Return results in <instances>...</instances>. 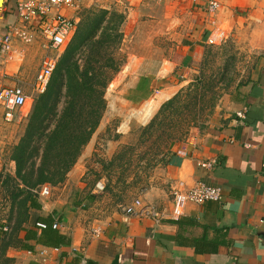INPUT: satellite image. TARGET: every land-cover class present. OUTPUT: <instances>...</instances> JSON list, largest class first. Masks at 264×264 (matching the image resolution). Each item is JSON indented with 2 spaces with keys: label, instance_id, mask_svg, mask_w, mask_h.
<instances>
[{
  "label": "crops",
  "instance_id": "0c3cea01",
  "mask_svg": "<svg viewBox=\"0 0 264 264\" xmlns=\"http://www.w3.org/2000/svg\"><path fill=\"white\" fill-rule=\"evenodd\" d=\"M112 1L80 0L78 8L91 4L108 7ZM120 1L129 4L125 22L143 18L149 8L169 21L191 18L194 40L185 45L186 57L208 41L215 26L264 16V0H218L221 6L214 13L207 9L209 0ZM5 4L10 12L6 30L15 23V2ZM123 31L125 42L132 34L126 33L125 26ZM174 51L172 46L129 47L126 64L106 92L107 109L98 131L112 119H120L124 127L138 108L161 92L170 96L182 84L175 81L176 68L187 67L179 65ZM235 100L231 114L190 140L183 149L186 155L171 158L165 177L167 191L159 189L149 199L163 213L159 223L151 217L106 214L95 203L97 195L91 194L88 184L91 159L97 152L94 133L66 179L56 187L49 184L51 196L34 194L31 198L35 217L18 232L28 264H264V56ZM201 161L214 162V167H203ZM9 165L16 178V162L10 159ZM178 180L221 186L224 199L190 203L183 216L174 218L170 184L174 186ZM38 216H53L60 232L70 237V244L53 248L26 239ZM97 227L101 228L98 236L93 233Z\"/></svg>",
  "mask_w": 264,
  "mask_h": 264
},
{
  "label": "rangeland",
  "instance_id": "374dc122",
  "mask_svg": "<svg viewBox=\"0 0 264 264\" xmlns=\"http://www.w3.org/2000/svg\"><path fill=\"white\" fill-rule=\"evenodd\" d=\"M128 5L120 0H113L108 7L104 4L80 5L74 14L77 21L76 32L62 47L58 56L59 63L73 42L75 45L79 44L76 38L86 33L96 20L104 18L102 25H108L111 21L110 26H121L123 29L125 26L126 33L134 35L133 40L131 35L123 41L121 57L128 55L129 47L133 44L139 48L172 46L175 60L179 59V65L187 67L176 68L178 74L175 81L182 84L174 88L172 94H168L150 116L143 117L146 103L138 108L132 122L124 124V127L120 119H112L103 131H98L100 127L95 131L97 152L91 159L88 184L91 194L97 195L95 203L110 215L123 213L126 205L139 198L144 204L154 205L149 199L160 192L159 189H168L165 177L171 158L196 135L222 122L233 112L238 92L264 56V16L221 26V42L212 44L204 41L199 49H192L186 57L185 45L194 40L191 18L169 21L149 8L144 11L143 18H127V22H124L123 19L129 13ZM104 11L109 13L103 17ZM7 13H10L7 8L0 7V40L5 31ZM22 47L25 49V57L14 63L16 65L8 63L10 61L5 63L0 53V89L19 85L28 95L26 106L13 121H0V177L4 180L3 204L0 206V227L3 225V230L0 228V264H28L18 232L35 217V212L30 207L31 194L19 185L10 173V165L7 166L13 158L15 147L24 137L37 96L43 94L35 89V80L45 51L38 44ZM84 48L78 46L77 57L81 56ZM66 94L67 88L62 86L55 109L47 119L51 127L55 124V114H60L64 108ZM178 94L183 98H192L189 106L166 123H172V126H165L162 129L165 131L152 135L147 126L162 104ZM178 105L182 107V104ZM164 132L167 134L164 135ZM175 134L178 138L176 142L173 139ZM169 145L172 146V151L168 150ZM100 181L104 183L103 189L97 188ZM57 185L59 184L52 186ZM173 188L170 184L171 195ZM40 189L33 191V194L40 196ZM94 189L97 190L96 193H93ZM3 220L9 227L2 224Z\"/></svg>",
  "mask_w": 264,
  "mask_h": 264
},
{
  "label": "trees",
  "instance_id": "16d2710c",
  "mask_svg": "<svg viewBox=\"0 0 264 264\" xmlns=\"http://www.w3.org/2000/svg\"><path fill=\"white\" fill-rule=\"evenodd\" d=\"M108 13L104 11L103 17ZM123 20L125 22L126 17ZM104 21V18L96 20L86 33L76 38L78 45L73 42L66 49L48 90L37 96L24 137L15 147L12 159L17 167L16 180L31 198L33 191L43 185H56L66 179L100 126L107 109L108 87L127 62V56L121 57L125 38L123 27L110 26L111 21L102 25ZM78 46L85 47L79 57L76 55ZM62 86L67 88L65 105L60 114H55V124L51 127L47 119L55 109ZM191 100L181 94L169 99L162 104L147 130L152 135L165 131L162 130L165 126H172V123H166L180 115ZM176 135L173 137L175 142L178 140ZM171 148L169 145L168 150L172 151ZM54 223L53 216H38L35 229L28 230L26 239H35L39 244L53 248L70 244V237L54 228ZM0 228L3 230V226Z\"/></svg>",
  "mask_w": 264,
  "mask_h": 264
},
{
  "label": "built area",
  "instance_id": "2783aa9c",
  "mask_svg": "<svg viewBox=\"0 0 264 264\" xmlns=\"http://www.w3.org/2000/svg\"><path fill=\"white\" fill-rule=\"evenodd\" d=\"M8 0H2L1 8ZM15 2V23H12L3 32L0 40V53L4 62L15 63L25 57L23 45L31 46L39 43L45 50L41 68L36 76L35 89L44 93L58 66V56L61 49L71 40L77 29V21L71 12L78 9L80 0H13ZM221 4L218 0H209L207 9L210 13L216 12ZM221 28L215 26L209 34L208 42L217 44L221 42ZM28 95L22 86H6L0 89V121H13L17 114L26 106ZM179 154L186 155L185 150ZM200 165L207 168L214 167V162L201 161ZM4 180L0 177V206L3 204ZM104 183L100 181L97 188L103 189ZM174 210L173 217L184 215L190 203L202 205L209 201H222L224 192L221 186L208 184L204 181L189 183L178 180L173 188ZM40 196L47 198L52 194V187L45 184L39 191ZM126 216L151 217L158 223L163 219L162 211L155 205L144 204L142 199H136L123 209ZM59 229L60 224L54 223ZM6 230V229H5ZM98 236L101 228L93 229Z\"/></svg>",
  "mask_w": 264,
  "mask_h": 264
},
{
  "label": "bare ground",
  "instance_id": "6f19581e",
  "mask_svg": "<svg viewBox=\"0 0 264 264\" xmlns=\"http://www.w3.org/2000/svg\"><path fill=\"white\" fill-rule=\"evenodd\" d=\"M168 94L169 93L167 92H161L160 94L156 95L153 99H151L149 103H147L146 107L143 109V117L147 118L148 116H150L153 113L154 109L159 106L161 101H163V99Z\"/></svg>",
  "mask_w": 264,
  "mask_h": 264
}]
</instances>
